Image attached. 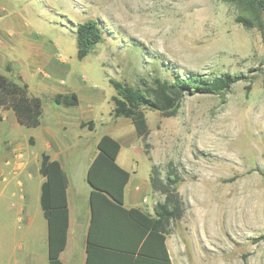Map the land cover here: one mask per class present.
Instances as JSON below:
<instances>
[{
  "label": "rangeland",
  "instance_id": "374dc122",
  "mask_svg": "<svg viewBox=\"0 0 264 264\" xmlns=\"http://www.w3.org/2000/svg\"><path fill=\"white\" fill-rule=\"evenodd\" d=\"M239 14L227 0H0V72L27 83L44 108L41 125L22 130L0 107V264H48L41 223H27L23 210L36 166L28 138H37L30 150L41 156L45 129L71 146L66 170L77 195L104 134L132 140L118 160L142 188L152 167L180 176L186 209L169 235L176 264H264V40ZM88 19L100 22L105 40L79 60L76 29ZM187 73L243 78L224 100L185 94L172 116L144 106L143 137L131 119L113 115L110 79L145 88L144 79ZM71 92L77 106L54 102ZM89 120L94 128L82 127ZM39 193L28 195V209L34 201L41 211Z\"/></svg>",
  "mask_w": 264,
  "mask_h": 264
},
{
  "label": "trees",
  "instance_id": "16d2710c",
  "mask_svg": "<svg viewBox=\"0 0 264 264\" xmlns=\"http://www.w3.org/2000/svg\"><path fill=\"white\" fill-rule=\"evenodd\" d=\"M227 1L237 5L241 11L236 21L247 29H259L264 40V0ZM76 36L79 60L105 40L104 30L97 19L78 24ZM7 69L10 70V67L7 66ZM242 78L232 74L206 77L194 73L176 75L172 80L154 76L143 80L145 88L112 78L109 82L116 91L112 96L113 115L131 119L137 135L143 137L148 134L144 106L172 116L185 94L212 93L224 100L232 86ZM54 102L73 107L78 105L79 97L76 92L58 93ZM0 107L12 110L22 126L35 128L41 125L43 99L31 95L27 83L15 82L2 72ZM86 125L93 129L95 122L89 120L82 123L83 127ZM30 143L34 144L33 138ZM121 148L118 139L104 134L88 168L91 221L87 233V264H94L98 256L104 257L108 264H173L167 238L171 225L183 217L186 209L178 189L181 178L173 169L163 176L159 169L152 167L151 187L165 196L164 201L156 204L154 213L139 207L128 208L124 205L125 189L131 173L117 161ZM40 173L45 177L40 202L48 220L49 264H64L60 255L67 246L70 226L68 176L61 162L46 152L42 154ZM261 238L264 239V235Z\"/></svg>",
  "mask_w": 264,
  "mask_h": 264
},
{
  "label": "crops",
  "instance_id": "0c3cea01",
  "mask_svg": "<svg viewBox=\"0 0 264 264\" xmlns=\"http://www.w3.org/2000/svg\"><path fill=\"white\" fill-rule=\"evenodd\" d=\"M14 118H15V123L17 124V126H19L23 130V127L25 126H22L21 124H19L16 117ZM47 130L45 129L42 133L44 141H45L44 142L45 150L43 152L48 153L51 156V158L58 159L61 162L63 168L65 169L67 173L68 180H69L68 203H69V212H70V226H69V231H68L67 246L65 250L61 252L60 258L64 264H87V257H88L87 233H88V228H89L90 221H91V204H90L91 186L87 181L88 184H87V187H86L87 189L85 193L80 194V195L76 194L71 177L68 171L66 170L67 159L69 157L68 150L70 149L71 146L70 145L69 146L59 145V143L56 140V134L53 135L49 130L48 131ZM116 136L117 138L116 137L115 138L120 141L122 148H123V145L124 146L131 145L132 140L129 139V136H124V137H121L118 135ZM31 138L34 139V144L30 143ZM28 144H29L28 149H26L25 151H27V154L30 153V155L34 156L35 161H36V166H35L34 172L28 174L27 181H26L27 183L26 193L24 196L25 205H23V210L26 211L24 219H26L27 223H29L30 225L33 224L37 219H39V222L41 223V227L43 228L46 234V239L48 240V220L44 215V211L42 207L40 211L39 208L36 206V203L33 201L34 211H32L30 208L28 209V204H29L28 195L32 192L34 193V191L38 187H40V193H39V200H40L41 186H42V183L45 181V177L40 173V166H41L43 152L41 156L38 157L37 155L33 154V152L30 150V145L35 146L37 144V138L31 135L28 138ZM97 152H98L97 149L93 153L90 152L91 156L89 157L88 162L81 174V178H83L84 181H85V175L87 179V172H88L89 165L92 162L94 156L97 154ZM119 155H118L117 161L120 164L118 160ZM121 166L127 169L123 165ZM85 169H86V174H85ZM133 169H135V166L133 167ZM127 170L131 173V177L125 189L124 205L128 208L139 207L151 213H154L156 204L158 202H163L165 199V196L163 194L159 195L158 192L153 190V188L151 187V184H150V174L151 173H149V181L146 180L145 187L142 188L138 178L135 176L136 171L134 172L135 174H133V172H131L129 169ZM36 179H37V184L34 185V180ZM150 188L152 189V192ZM40 206H41V202H40ZM167 247H168L169 254H170L173 264H176L174 261L173 253H172V242L169 236L167 238ZM48 264H49V251H48ZM94 264H108V261H106L104 257L98 256L95 258Z\"/></svg>",
  "mask_w": 264,
  "mask_h": 264
}]
</instances>
